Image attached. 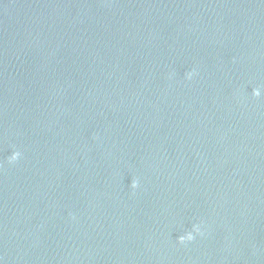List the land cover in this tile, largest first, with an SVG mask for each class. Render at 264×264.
Here are the masks:
<instances>
[{
  "label": "water",
  "instance_id": "water-1",
  "mask_svg": "<svg viewBox=\"0 0 264 264\" xmlns=\"http://www.w3.org/2000/svg\"><path fill=\"white\" fill-rule=\"evenodd\" d=\"M0 264H264V0H0Z\"/></svg>",
  "mask_w": 264,
  "mask_h": 264
},
{
  "label": "clouds",
  "instance_id": "clouds-1",
  "mask_svg": "<svg viewBox=\"0 0 264 264\" xmlns=\"http://www.w3.org/2000/svg\"><path fill=\"white\" fill-rule=\"evenodd\" d=\"M16 155H18V154H16ZM16 155L13 156V159L16 158ZM188 239H189V240L192 239V236H191L190 234H189V236H188Z\"/></svg>",
  "mask_w": 264,
  "mask_h": 264
}]
</instances>
